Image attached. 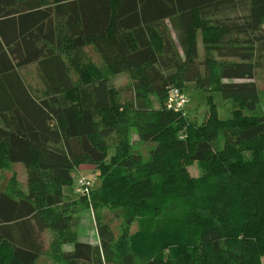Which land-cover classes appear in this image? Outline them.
<instances>
[{
    "label": "trees",
    "instance_id": "trees-1",
    "mask_svg": "<svg viewBox=\"0 0 264 264\" xmlns=\"http://www.w3.org/2000/svg\"><path fill=\"white\" fill-rule=\"evenodd\" d=\"M263 50L264 0H0V168L21 163L26 183L0 188V264H34L42 232L63 264H264ZM122 72L133 97L119 101L108 77ZM188 81L234 100L230 118L166 109ZM129 129L153 143L146 160ZM80 164L97 169L89 202L61 190ZM75 203L122 228L95 212L97 242L79 241Z\"/></svg>",
    "mask_w": 264,
    "mask_h": 264
},
{
    "label": "rangeland",
    "instance_id": "rangeland-1",
    "mask_svg": "<svg viewBox=\"0 0 264 264\" xmlns=\"http://www.w3.org/2000/svg\"><path fill=\"white\" fill-rule=\"evenodd\" d=\"M171 37L175 40L174 33L172 30H169ZM197 53L199 56L202 55V46L198 39L197 41ZM84 58H87L89 61L97 64L100 67L97 55L90 48H85L82 51ZM22 73L25 74L29 80H35L36 72L34 67L28 65ZM254 83L256 85L257 94H258V108L262 114H264V50L261 52L260 58H258L257 66L254 70ZM108 84L113 89L116 90V97L119 101L127 100L130 97H133L131 89V81L127 73L122 72L116 75L108 77ZM186 102L184 105V112L186 118L190 121H194L199 124L203 120V116L206 110L207 105L212 103L216 110V116L222 120L230 118L232 111L237 108L236 102L231 98H224L221 96L219 91L215 89H202L194 86L192 82H185L182 88ZM150 105L153 107L157 106V101L153 95H149ZM130 148L132 152L138 153L141 156L142 160H146L148 157V151L152 148V142H143L137 138V135L134 129H129L128 132ZM112 153V149H108L107 155ZM187 170L189 174L196 175L198 169L193 165H188ZM71 183L67 185H62L61 190L63 195L68 199H74L76 201L79 195L75 192L73 183L76 178L80 176L84 177H93V186L89 189H93L98 186L97 178V169L91 164H80L77 165L72 172L70 173ZM16 184L21 190H25V168L21 163H8L6 166L0 168V188L7 187L10 182ZM88 191V192H89ZM89 202L90 196L87 193V196H84ZM71 211L73 216V225L72 230L75 232L76 238L79 241L95 243L97 242L96 229H95V212L100 217V220L108 224L110 229L113 232L119 231L122 228V219L120 215L113 214V211H109L106 208H99L94 211L90 206H87L85 209H80L79 204L75 203ZM128 232L136 231V222H132L128 228ZM39 239L42 245L41 254L37 257L34 264H63L61 261H57L49 255L48 243L50 236L48 233L42 232L39 235ZM63 248H70V245H64Z\"/></svg>",
    "mask_w": 264,
    "mask_h": 264
},
{
    "label": "built area",
    "instance_id": "built-area-1",
    "mask_svg": "<svg viewBox=\"0 0 264 264\" xmlns=\"http://www.w3.org/2000/svg\"><path fill=\"white\" fill-rule=\"evenodd\" d=\"M186 102V98L182 89L177 87H169L166 100L164 102L165 108L172 111L180 110ZM74 190L79 195H86L89 189L93 186V177L80 176L75 179Z\"/></svg>",
    "mask_w": 264,
    "mask_h": 264
},
{
    "label": "crops",
    "instance_id": "crops-1",
    "mask_svg": "<svg viewBox=\"0 0 264 264\" xmlns=\"http://www.w3.org/2000/svg\"><path fill=\"white\" fill-rule=\"evenodd\" d=\"M0 91H1V93H0V97H6V94L3 95L2 87H0ZM0 125H1V122H0Z\"/></svg>",
    "mask_w": 264,
    "mask_h": 264
}]
</instances>
